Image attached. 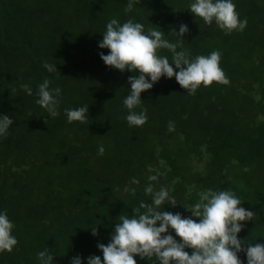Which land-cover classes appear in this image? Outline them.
Segmentation results:
<instances>
[{
	"label": "trees",
	"instance_id": "trees-1",
	"mask_svg": "<svg viewBox=\"0 0 264 264\" xmlns=\"http://www.w3.org/2000/svg\"><path fill=\"white\" fill-rule=\"evenodd\" d=\"M191 2L140 0L126 12L128 0H0V116L14 120L0 137V212L7 211L18 241L11 253L0 252V264H41L45 249L53 264L102 259L97 245L110 242L119 216L151 203L144 192L150 175L158 177L154 189H167L176 202L163 210L182 217L201 191H232L256 213L238 239L264 243V0H232L247 26L231 33L195 18ZM112 18L145 31L158 26L172 43L171 31L187 25L183 50L192 59L218 50L230 83L189 94L175 77H161L135 109L145 110L147 122L130 127L123 101L129 77L139 73L107 67L99 55L108 54L98 43ZM160 55L171 62L169 51ZM45 79L61 89L55 117L37 104ZM85 105L87 122L70 123L64 110ZM238 255L246 264L245 253Z\"/></svg>",
	"mask_w": 264,
	"mask_h": 264
},
{
	"label": "clouds",
	"instance_id": "clouds-1",
	"mask_svg": "<svg viewBox=\"0 0 264 264\" xmlns=\"http://www.w3.org/2000/svg\"><path fill=\"white\" fill-rule=\"evenodd\" d=\"M137 3L140 0H128L125 11H133ZM188 7L195 18L208 25L215 22L219 29L227 33L243 31L247 26V20L239 18L232 0H193ZM171 32L178 38L175 43L167 40L158 26L145 31L142 23L132 19L121 24L112 18L98 43L100 49L108 50L107 55L103 52L99 54L105 66L121 73L125 70L139 73L129 77L130 94L123 101L128 110L126 121L130 127H140L147 122L145 110L137 112L135 109L141 106V93L149 91L161 77H175L177 84L189 94H195L201 85L208 87L214 82L218 85L230 83L220 67L221 53L218 50L192 59L183 50V37L189 32L187 25L181 24L178 32ZM178 48L182 50L178 51ZM161 50L172 54L171 62L167 56L160 55ZM43 67L50 73L57 71L52 64L45 63ZM22 88L28 95L32 94L27 84ZM60 93L61 89L50 88V82L45 79L38 86L37 104L55 117L59 114ZM88 107L65 109L68 121L86 123ZM13 123L8 115L0 116V137L7 134ZM169 130H174L171 123ZM98 152L103 154V146ZM157 179L156 175H150L144 188L145 194L151 197V203L141 201L139 207L132 210L131 216L120 215L110 242L97 245L102 259L92 255L87 258L86 264H137L135 257L141 260L155 257L158 264H242L238 255L241 252L246 255V264H264V243L247 244L245 239H238L244 223L253 221L256 213L242 207L235 193L229 190L201 191L194 205L184 207L191 215L182 217L180 213L163 210L165 204L175 207L176 202L167 189H154L152 182ZM131 183L138 184L139 181L134 178ZM132 193L135 195V189ZM13 228L7 211L0 212V252L11 253L17 245ZM169 230L175 233L179 242ZM91 233L97 236V227L92 228ZM186 249L191 250V254ZM38 259L41 264H53V255L47 249L38 253ZM71 264H82L81 257H73Z\"/></svg>",
	"mask_w": 264,
	"mask_h": 264
}]
</instances>
